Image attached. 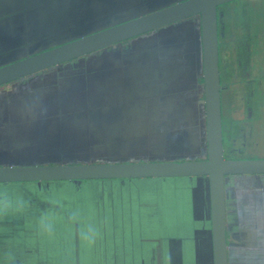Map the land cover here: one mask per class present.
I'll use <instances>...</instances> for the list:
<instances>
[{"label": "crops", "instance_id": "crops-1", "mask_svg": "<svg viewBox=\"0 0 264 264\" xmlns=\"http://www.w3.org/2000/svg\"><path fill=\"white\" fill-rule=\"evenodd\" d=\"M171 2L175 0H0V52L12 51L19 43L14 39L18 28L31 37L28 50L45 48L50 39L66 30L74 35L95 28L101 23L98 18L130 17L144 8ZM200 76V23L194 17L125 42L120 49H104L8 84L0 88V166L59 162L65 158L62 151L73 143L66 134L69 129L77 130L78 143H92L94 155L88 163L184 161L198 156L205 148ZM71 156L86 160L82 158L88 159L90 153L76 149ZM142 183L97 190L90 183L61 187L54 205L47 199L56 185L42 200L23 187H0V203L10 205L0 214V264H111L114 257H121L117 251L128 252L129 246L124 244L131 238L118 227L108 231V217L96 220L94 208H100L101 195L112 199L114 193L138 191ZM163 185L162 193L149 192L156 195L152 202H139L140 209L157 204L148 218L159 222L163 211L181 233L196 242L200 238L209 242L208 188L203 214L194 200L202 192L190 189L191 201L185 205L188 216L183 219L182 213L176 216L182 202L168 184ZM66 191L73 197L70 203L61 195ZM92 195L99 196L97 202ZM133 215L127 213L124 218ZM76 216L88 219L97 243L92 251L86 247L88 243L80 244L78 234L84 226L73 224ZM189 216L192 223L187 222ZM197 221L203 223L202 235ZM130 223L135 231L140 222L130 219ZM74 226L79 230H72ZM198 258H192L191 264Z\"/></svg>", "mask_w": 264, "mask_h": 264}, {"label": "water", "instance_id": "water-1", "mask_svg": "<svg viewBox=\"0 0 264 264\" xmlns=\"http://www.w3.org/2000/svg\"><path fill=\"white\" fill-rule=\"evenodd\" d=\"M234 1L175 0L160 8H144L130 17L98 18L101 23H97L95 28L74 35L66 30L59 38L50 39L49 46L39 49L28 50L31 37L27 36V39L22 28H18L14 39L19 43L12 51L7 49L8 52H0V88L104 49H120L125 42L197 17L200 23L205 148L198 156L184 161L88 163L73 156L68 157L73 150H82L87 146L86 142L82 144L76 141V144L68 145V150L62 151L67 161L60 159L52 165H34L36 163L32 162L30 165L0 166V185L29 184L35 196L43 199L48 198L47 192L53 191L57 183H62L66 188H79L89 181L113 180L123 186L126 181L132 180L204 178L208 183L212 264H229L228 245L233 241V236L227 230L225 181L233 176L264 175V159H223L217 9ZM66 134L70 141L77 138L75 129H69ZM200 158L205 159L198 160Z\"/></svg>", "mask_w": 264, "mask_h": 264}, {"label": "rangeland", "instance_id": "rangeland-1", "mask_svg": "<svg viewBox=\"0 0 264 264\" xmlns=\"http://www.w3.org/2000/svg\"><path fill=\"white\" fill-rule=\"evenodd\" d=\"M218 16L219 20L223 23V30L222 36H219V50H220V58L228 59L220 69H224V76L226 83L233 82L235 79L234 76L237 75V68L235 67L236 61H241L242 64H247L249 66V71L252 76L254 82L252 83V90H253V97L251 98V105L253 107V121L250 124L251 133L250 136L246 134L245 143H247L248 147L242 149L240 152L238 159H264V66L260 59H264V0H236L234 2L222 5L218 7ZM219 21V23H220ZM221 66V64H220ZM239 71V69H238ZM75 72H70V74H76ZM245 78L242 79V81ZM261 84V86H260ZM4 87V86H3ZM2 87V88H3ZM6 87V86H5ZM236 98H234L233 93L222 97V115L223 116V125L229 128L231 134V143H233V148L238 149L241 146L242 140L241 138L235 133L240 126L238 123L233 122L230 120V124L225 122L227 117H231L233 114L230 113L232 110L233 104L236 103ZM230 109V110H229ZM233 112V110H232ZM234 116V115H233ZM225 117V119H224ZM227 121V120H226ZM236 135V136H235ZM9 139H14L9 137ZM10 141H6L9 143ZM76 144V140L73 141ZM78 143V142H77ZM82 144H84L82 142ZM86 148L85 150L90 153V157L82 158L89 161V158L92 159V154L94 155V150L92 151V143L89 140L86 141ZM8 146V145H2ZM100 147V146H99ZM227 157V154H224ZM144 158V155H142ZM99 158V157H96ZM80 159V158H75ZM179 158H174V160H178ZM201 159V158H200ZM69 160V159H68ZM64 161H67L64 158ZM55 162V161H52ZM23 163L16 165H21ZM30 165V164H28ZM34 165H52V164H34ZM240 180V179H239ZM169 187L171 192L174 195H177L179 202H182L183 205H180L181 209L176 211V216L179 213L184 215L183 219L188 216V208L185 205H189L191 201V195L188 190L179 189L177 187H182L183 184H178L175 186L173 183L174 181H170ZM240 185L248 186L250 188L253 185L262 186L264 187V182L262 180L258 181L255 179H251L249 181H239ZM141 189L138 191H124L125 195H119L118 193H114L111 197L108 195L103 198L100 208L95 209L94 207V218L96 220H100L103 217H108L109 224L106 226L107 230H111L114 227H118V229L123 233H132L133 228L130 223V219L133 222H143L146 226L147 224H151L153 219H146L149 217L155 209L158 208L157 204L150 203L149 205H145L144 208L142 206V210L140 209L139 202L142 203L143 201H153L156 198V195L149 194V192L153 193L154 191H164L162 183H142ZM232 188V187H230ZM228 188L229 192L233 194V190ZM68 199L71 196L66 192L61 194ZM196 203L199 205V213L203 214L204 209L207 204L206 194L196 195ZM255 199L264 198L263 193H257L254 195ZM87 209L91 210V206H88ZM145 209V210H143ZM127 213H133L134 215L129 219H125L124 215ZM188 221V220H187ZM74 225L80 224L84 226L83 233L78 234L80 244L84 245L88 243L85 240L84 234L88 231H91V228L88 227V219L83 218L82 216H76L73 220ZM154 225L155 228H158V222H156L154 218ZM148 226V225H147ZM196 227L199 228V235H202L204 230L203 223L197 221ZM241 222L238 218V215H233L229 221L228 231H233L236 235L235 239H239L241 236ZM74 231L79 230L78 226H74L71 228ZM192 242L194 241L191 239ZM196 242V241H195ZM97 243H88L86 247L89 251H92V247L95 248ZM175 247V244H172ZM195 246V243H192ZM152 247L151 244H147L144 247L145 251H148ZM157 249L155 245H153L152 249ZM233 248L229 251V260L233 261L232 255ZM154 251V250H153ZM261 256L259 259H261ZM260 264V261H259Z\"/></svg>", "mask_w": 264, "mask_h": 264}, {"label": "trees", "instance_id": "trees-1", "mask_svg": "<svg viewBox=\"0 0 264 264\" xmlns=\"http://www.w3.org/2000/svg\"><path fill=\"white\" fill-rule=\"evenodd\" d=\"M253 179L257 180L256 178H253ZM140 181H143V183L153 181V183L155 182V183H162V184H168V185H170L169 184L171 183L170 181H174L173 183H175L176 186L178 184H183L181 185L182 187H180L181 189H183V186H184V189L190 192V189L196 188V190H200L202 194L208 188L207 180L203 178H194V180L193 179L191 180L190 179L132 180V181H126L125 186L127 185L128 186H139L138 182ZM239 181H242V183H244L246 180L243 178H240V180L239 179L230 180L229 178L226 179L227 185L229 182H232V185L235 187V190L238 186H243L239 184ZM85 183H90L92 185L93 190H95V188L97 190L98 188L103 189L105 187H108V189H112V188L119 186L117 181H113V180L89 181ZM4 186H11L10 189L14 187L16 189L19 187H23L27 191L32 192V195L34 198L38 200H42L35 196L32 190V187L29 186V184L0 185V187H4ZM56 187L57 189L52 195V197L50 199H47L49 203L53 205L56 204L55 202L57 201L58 193L61 192V187L66 188L65 185H63L62 183H57ZM244 187H248V186H244ZM252 187L253 188L251 189L254 190V195H256L259 192L260 193L264 192L263 190L264 187L262 186H256L252 184ZM234 192L233 194H231L228 188L226 189V219L227 221H230L233 215H237L236 206H235V202L233 199ZM16 194H17L16 196L18 197L21 196L18 193V191ZM199 194L200 193L196 195H199ZM196 195H194L195 201L197 198ZM98 197L99 196L92 195V198H96L95 200H92V201L97 202ZM100 197H102V201H103V198L106 196L101 195ZM72 198L73 197L71 196V198L67 199L65 203H70L72 201ZM173 198L175 199V196H173ZM144 206L145 205H143V208ZM162 208H167L166 206H164V203H162ZM146 219L151 220V217L150 218L147 217ZM188 219L189 220L187 222H190V223L193 222V220H190L192 219L190 216L188 217ZM155 220L156 222H158L156 218ZM159 220L160 221L158 222V228H155L154 218H153L152 225L149 223L147 224L148 226L147 225L144 226L143 224H146V223H143V222L138 223V225H136V227L137 226L138 227L137 228L135 227L136 229L134 228L135 231L133 230V233L129 234V237L131 238L130 242L128 244H124L125 246L126 245L129 246L128 252L117 251L121 255V257H114L111 264H119V263L121 264H191L192 258H195V257H199L198 259H196V264H211L210 262V258H211L210 257L211 256L210 240L208 242V240L204 238L202 239L200 238L198 242H195V241L192 242L191 240L192 237L187 234L184 235L183 233H181V231L177 227H174V219L171 218L170 220H168V218L163 216V211H161V216ZM159 228H160V232L158 231ZM119 232L121 231L119 230ZM228 232H230L233 236V241L228 245V249H229L228 250V261H229V264H234V262H231L229 260V251L231 248H233L234 242L237 239H235L236 235L233 233V231H228ZM26 236H27L26 238H29L27 233H26ZM33 239H37V237H33ZM192 243H195V246H193ZM147 244H151L152 247L153 245H155L157 249H154V248L152 249L151 247L148 251H145L144 247H146ZM172 244H175V247ZM259 261H260V264H264V256L261 259H259ZM98 264H101V262H99Z\"/></svg>", "mask_w": 264, "mask_h": 264}, {"label": "flooded vegetation", "instance_id": "flooded-vegetation-1", "mask_svg": "<svg viewBox=\"0 0 264 264\" xmlns=\"http://www.w3.org/2000/svg\"><path fill=\"white\" fill-rule=\"evenodd\" d=\"M219 24H221L219 25V32H220L219 36L220 35L222 36V30H223L222 21H220ZM227 60L228 59H222L221 61L220 50H219L218 67H219V80H220V103L222 104L223 96L225 97L226 95L231 94V93H233L234 98H236L237 101L235 105L233 104V107H232L233 112L232 110L230 111V113L233 114L234 116L232 115L231 117H227V119H225L224 117V119H225L226 124L227 123L230 124L231 123L230 120L232 122L234 120V122L240 125L238 126V129L235 133L241 138L242 143L238 149L233 148V143H231V134H230L229 128L228 127L226 128L223 125L224 115H222V106H221L223 159L229 160V161L257 160V159H238L242 149L245 150V148L248 147L247 143H245L246 141L245 138H246V134L250 136V133H251L250 124L254 122L253 121V107L251 105V98L253 97V90L251 86L254 80L252 79V76L250 74L249 66L247 64H242L241 61L237 60L235 64V67L237 68V75L234 76L233 78L235 80L233 82L226 83L225 79L223 78L225 74L224 69L221 70L220 68L221 67L223 68L225 63L228 62ZM260 60L264 66V59H260ZM243 78L245 79L242 81ZM224 154H227V157H225ZM203 159L205 158H201L198 160H203ZM227 178H229L230 180H237V179L243 178L246 181H249L252 178H256L258 181L262 180L264 182V175L240 176V177L233 176V177H227ZM227 188L232 189L233 192L235 191V187L232 185V182H229L227 185V182L225 181V191ZM228 225H229V221H227V227Z\"/></svg>", "mask_w": 264, "mask_h": 264}, {"label": "clouds", "instance_id": "clouds-1", "mask_svg": "<svg viewBox=\"0 0 264 264\" xmlns=\"http://www.w3.org/2000/svg\"><path fill=\"white\" fill-rule=\"evenodd\" d=\"M233 199L242 225L241 236L233 245L234 264H259V258L264 256V198L255 199L253 189L238 186ZM9 206L0 203V214ZM46 230L51 232V226L47 225ZM83 238L90 244L96 239L89 231Z\"/></svg>", "mask_w": 264, "mask_h": 264}]
</instances>
